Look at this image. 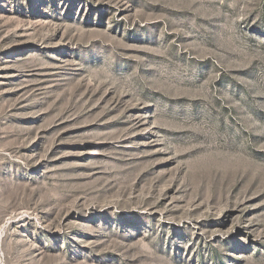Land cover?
<instances>
[{"label": "rangeland", "instance_id": "1", "mask_svg": "<svg viewBox=\"0 0 264 264\" xmlns=\"http://www.w3.org/2000/svg\"><path fill=\"white\" fill-rule=\"evenodd\" d=\"M0 264H264V0H0Z\"/></svg>", "mask_w": 264, "mask_h": 264}]
</instances>
